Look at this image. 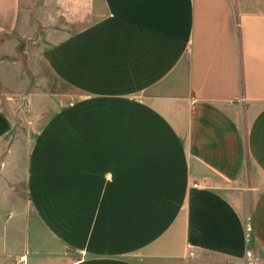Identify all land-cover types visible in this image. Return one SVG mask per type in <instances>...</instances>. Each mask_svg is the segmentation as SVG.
<instances>
[{
    "label": "crops",
    "instance_id": "0c3cea01",
    "mask_svg": "<svg viewBox=\"0 0 264 264\" xmlns=\"http://www.w3.org/2000/svg\"><path fill=\"white\" fill-rule=\"evenodd\" d=\"M88 2L41 51L75 96L0 156V264H264V0Z\"/></svg>",
    "mask_w": 264,
    "mask_h": 264
},
{
    "label": "rangeland",
    "instance_id": "374dc122",
    "mask_svg": "<svg viewBox=\"0 0 264 264\" xmlns=\"http://www.w3.org/2000/svg\"><path fill=\"white\" fill-rule=\"evenodd\" d=\"M20 5L18 28L0 32V106L13 122L10 135L0 143V156L16 150L24 161L33 133L57 105L53 99L76 94L46 66L41 51L90 22L94 6L88 0H20Z\"/></svg>",
    "mask_w": 264,
    "mask_h": 264
},
{
    "label": "built area",
    "instance_id": "2783aa9c",
    "mask_svg": "<svg viewBox=\"0 0 264 264\" xmlns=\"http://www.w3.org/2000/svg\"><path fill=\"white\" fill-rule=\"evenodd\" d=\"M248 230H249V225H248ZM254 258L252 256V252L250 250H246L245 256L240 264H253ZM228 264H233L229 262Z\"/></svg>",
    "mask_w": 264,
    "mask_h": 264
}]
</instances>
